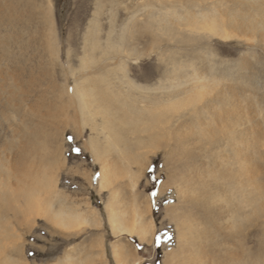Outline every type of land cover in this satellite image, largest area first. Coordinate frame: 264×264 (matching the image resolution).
Segmentation results:
<instances>
[{"label":"rangeland","instance_id":"obj_1","mask_svg":"<svg viewBox=\"0 0 264 264\" xmlns=\"http://www.w3.org/2000/svg\"><path fill=\"white\" fill-rule=\"evenodd\" d=\"M162 1L0 0V264H120L119 253L135 256L137 264H264V201L262 205L256 202L255 209L244 208L237 221L230 219L236 200L232 197L229 207L224 194L214 199L221 185L203 178L221 163L216 155L224 157L229 146L240 151L246 144L250 147L242 153L247 158L248 177L264 190L261 28L254 41L242 24L228 40L206 27L194 33L176 23L167 34L164 23L157 30L156 22L152 33L145 26L152 12L156 21L176 13H207L218 16V25L224 21L229 26L237 16L234 0ZM148 3L153 4L152 12L144 6ZM169 9L175 10L174 15ZM95 26L102 48L108 36L116 40L126 26L131 27L130 37L124 36L127 46L137 53L124 58L126 80L137 87L157 89L161 104L152 110L163 115V120H171L170 139L161 136L155 147L150 144L149 131L141 127L134 134L128 128L121 130L130 151L122 157L108 151L112 194L96 191L100 166L85 148L92 132L67 106L62 92L69 67L77 71L80 58L90 54L89 36ZM53 45L58 47V58L48 49ZM95 53L101 63L93 67L96 70L106 61L100 56L102 51ZM173 65L215 82L210 87L213 92L204 93L198 101L201 104L187 101L189 105L165 110L182 99L176 97L168 104L161 90L168 86L165 75ZM93 69L85 71L87 76H94ZM69 80L70 89L72 77ZM196 109L201 118L221 119L212 122L213 128L220 126L221 130L204 144L190 131L189 117ZM101 122L100 116L94 117L100 148L107 144V132L98 127ZM203 184L209 185L202 190ZM29 187L37 191L45 215L27 212L23 190ZM250 189L256 196L257 191ZM146 202L150 210L145 219L151 217L154 223L148 243L113 233L110 211L128 222L134 219L136 207L142 211ZM56 211L81 213L87 222L72 228L53 225L47 213ZM131 260L126 264H134Z\"/></svg>","mask_w":264,"mask_h":264},{"label":"bare ground","instance_id":"obj_2","mask_svg":"<svg viewBox=\"0 0 264 264\" xmlns=\"http://www.w3.org/2000/svg\"><path fill=\"white\" fill-rule=\"evenodd\" d=\"M160 2L164 1L160 0ZM151 5L149 3L147 5H144L145 8H147V11L150 10V12H152L151 10L153 7ZM234 7L232 8L236 10L237 16H234V21H231V23L228 22L231 24L230 26L229 24L224 23V21H222V23L218 25V16L210 17L207 13L197 15L193 12H189V14L185 16H182L177 13L175 14V16L172 17H166V15H164L163 17H160L157 21L155 20L156 18L155 15H153V12L148 13V15L146 16L147 23L145 24V26L147 25L146 29H151V31H153L152 33H154V27L156 25V22L157 30H160L159 25L161 24V22H163V31H165L167 34L173 32V23H176L177 27L179 28H189L191 32L194 33H199L206 27V29H210V31H213V35H217L223 40H228L232 37V35H230L232 30L235 27L241 29L242 24V28H246L247 31L250 32V39L252 41H254V37H257V32H259L258 28H261V37H264V0H234ZM244 8L245 10H243ZM170 10L172 9H169V11ZM172 11V15H174L173 13H175V10ZM245 11L246 14L244 13ZM242 14L244 15L242 16ZM206 20H209V23H205ZM129 26L132 27L133 25ZM129 26H126L122 30V32H124L128 36L131 33V27L128 30ZM93 28L94 29L90 33L91 35L89 34L90 45L89 48H87L90 49V54L86 53L85 57L80 58V65L77 71L72 70L71 67H69V75H64L65 83L62 86V92L67 97V106L69 108H73L75 112L79 114L80 123L85 125L89 124V129L92 132V135L85 142V148H87V150L90 152L94 163H97L100 166L99 180L97 182L98 185L96 191H107L112 194L111 180L109 179V177L112 178L113 173L111 175L109 171L110 175L108 176L107 167L111 168L108 164V151L114 150L118 152L121 157L127 155L130 151L126 147L125 138L123 134H120L121 130L128 128V130L131 131L132 134H134V132H136L138 128L141 127L142 129L149 131L152 136L150 144L152 147H155L159 143V140L157 139H160L161 136L166 140L170 139L169 136L171 135V125L169 124L171 120H163V115L156 114L154 111L155 108L154 110H152L153 106L161 104V98L158 99L160 101L159 102L157 100V93L155 94V92H157V89H152L148 86L137 87L131 81H128V79L126 80V78H128L126 60L128 57L135 55V53L137 52L134 48H132V46H127V37L124 36V33H121L120 37H116V40L115 38L113 39L112 37L108 36L104 44L105 46L102 48L100 46L101 44L97 41L98 37H96L97 27L95 26ZM57 48L58 47H56L55 45L49 46L48 48L51 50V53L55 58H58L59 56V50ZM120 48L122 50V53H120ZM98 50L102 51V55L100 54V56L105 57L106 63L103 67H100L95 70L93 69V67L95 65H98L97 62L100 59L95 56V52ZM126 56L127 58L125 60L124 58ZM116 60H119L118 64L113 62ZM108 61H112V63L109 64ZM171 67L173 68L170 69V71L167 72L165 75L166 82H168V86L161 89L163 95L166 97V100L164 101H168L167 103L169 104L172 99L176 97L180 96L182 97V99H178V102L167 105L165 110L168 111L170 109L169 107H171L172 111L178 106L187 103V101L190 105H196L198 101L201 102V100L204 98V93L206 94V92L208 93L209 91L214 90L210 87H214L213 85L215 82L206 81L203 76H201L199 73L192 71V74H189L187 68H184L183 66L178 68L177 66L173 65ZM90 68L93 69V71H91L90 73H93L94 76H87V74L85 73V71ZM68 76L72 77L73 79V86L70 89L69 86H67L68 81H70ZM130 88H134L133 90H135V93H133L132 90L130 91ZM134 96H137V99H135ZM199 102L197 104H201ZM142 103H146L145 106L140 105ZM210 104L213 105V103ZM156 108L158 110V107ZM195 111L199 113L198 109H196L194 110V112L190 111L191 115L189 114V118H191L192 125L190 131L194 130L192 135L197 139L199 143L201 142L204 144L207 139L211 137L214 138V136H211V134L218 133L221 130L222 127L220 126H217V128L212 127V122L217 121L215 119H220V117L214 116L213 119V116L209 117V119L205 117L201 118L199 115H197L198 113H196ZM97 115L100 116L102 119V122L98 127L107 132L105 136L107 144L101 148L98 147L96 142L99 138L96 133L97 127L94 123V117ZM77 129L79 133V128ZM227 137H229L230 141H232L230 136ZM166 144H168V141L166 142ZM136 146L140 147L139 141L136 142ZM249 147L250 145L245 144L239 151L237 147L229 146L224 157L220 156V153L215 156L218 161H221L220 164H217V169L208 173L206 172L203 177L212 178L213 180L217 181L221 186H223V188L221 186L219 187V194L217 193V195H215L214 193V199H216L217 196H221L224 194L226 196H224V204L229 207L231 206L230 201L232 200V197L236 200L237 205H234L232 207L235 209L230 210V214L232 216L230 219L234 218V220L236 221L239 215H241V212L244 208L251 207V209H255L256 202H259L260 205H262L264 201L263 188L257 185L255 181L251 180V177H248V170L245 167H248L247 158L246 155L242 152L243 148L249 149ZM206 185H201L202 190L205 189ZM251 187H253L254 191H257L256 196H253V192L250 189ZM37 188H40L39 185L37 186ZM221 188L223 189L222 194ZM46 189L49 190L50 186H46ZM23 194L26 195L25 203L27 212L29 214H36L39 216L42 213L44 214V210L41 206V203H39L40 200L39 198H37V191L35 190V188L29 187L27 189H24ZM139 208L140 207H136L134 219L128 222L123 221L124 219L122 217L116 216V214H114L112 211L108 213V221L109 223H111V229L116 235H133L140 242L148 243V241L152 238L153 235L154 223H152L153 221L151 217L149 219H145L144 216L147 215L150 210L148 203L146 202L144 204V209L142 211H140ZM246 210L247 212H250L248 211V209ZM253 214L256 215V213ZM93 215L94 214H92L91 218H94L95 215ZM47 218L53 225H61L64 228H72L74 226H77L78 224L84 225V223L87 222V220L83 218L82 214L77 212L70 215H64L62 211H56L55 213H53V215H48L47 213ZM95 221H97L96 217ZM117 255L120 264H126V261H130L131 259V261H134L135 257L132 255L129 258V255H124L120 253L116 254V256ZM134 264L137 263H135L134 261Z\"/></svg>","mask_w":264,"mask_h":264}]
</instances>
